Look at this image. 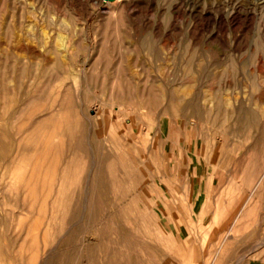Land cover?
Segmentation results:
<instances>
[{"label": "rangeland", "instance_id": "obj_1", "mask_svg": "<svg viewBox=\"0 0 264 264\" xmlns=\"http://www.w3.org/2000/svg\"><path fill=\"white\" fill-rule=\"evenodd\" d=\"M197 139L264 176V0H0V264H234Z\"/></svg>", "mask_w": 264, "mask_h": 264}, {"label": "crops", "instance_id": "obj_2", "mask_svg": "<svg viewBox=\"0 0 264 264\" xmlns=\"http://www.w3.org/2000/svg\"><path fill=\"white\" fill-rule=\"evenodd\" d=\"M208 146L207 139H197L177 172L187 191L181 220L203 228L207 245L235 255L234 264H264V176L251 166H237L231 152Z\"/></svg>", "mask_w": 264, "mask_h": 264}]
</instances>
